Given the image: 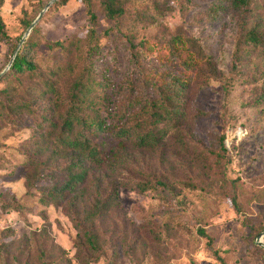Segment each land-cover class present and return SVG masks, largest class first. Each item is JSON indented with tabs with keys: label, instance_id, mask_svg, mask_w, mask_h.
<instances>
[{
	"label": "rangeland",
	"instance_id": "rangeland-1",
	"mask_svg": "<svg viewBox=\"0 0 264 264\" xmlns=\"http://www.w3.org/2000/svg\"><path fill=\"white\" fill-rule=\"evenodd\" d=\"M49 1L4 0L0 16L11 38L20 40L27 29L22 20L31 23ZM56 1L19 48L31 39L37 72L10 74L6 69L0 77V89L11 92L0 94V264H221L202 230L226 264H264V99L258 100L264 90V58L260 48L245 45L240 76L232 71L240 23L245 17L248 26L263 29L264 0H250L249 10L232 5V0H121L123 13L115 18L105 15L101 0H89L94 22L84 1L68 0L61 6ZM178 34L195 37L217 68L214 77L203 70L188 74L192 89L200 88L193 92L190 106L205 114L192 124L191 144L183 152L187 160L172 159L161 166L146 155L134 160L132 169L120 170L118 179L160 177L167 187L145 192L119 187L116 208L96 224L99 253L91 254L80 242L76 225L82 215L71 214L66 202H47L44 191L52 179L41 181L45 164L37 165L32 159L38 149L51 145L44 142L49 127L43 125L40 132V117L23 114V108L45 112L52 103L45 92L49 83L67 95L71 82L95 64L90 50L104 56L101 64L91 67L92 75L103 79L108 73L119 83L131 68L127 38L144 43L138 57L148 76L176 75L180 64L169 56L166 45ZM19 40L15 46L0 40V73ZM57 40L64 47L50 45ZM13 104L22 107L15 111L20 116H10Z\"/></svg>",
	"mask_w": 264,
	"mask_h": 264
},
{
	"label": "trees",
	"instance_id": "trees-1",
	"mask_svg": "<svg viewBox=\"0 0 264 264\" xmlns=\"http://www.w3.org/2000/svg\"><path fill=\"white\" fill-rule=\"evenodd\" d=\"M67 1L57 0L55 5L61 6ZM82 1L88 7L90 21L94 22L96 16L89 8V0ZM3 2L4 0H0V7ZM101 3L109 18L123 13L121 0H101ZM231 3L244 10H249L250 7V0H232ZM22 23L25 29L30 25L27 19H23ZM19 38H11L0 16V40L15 46ZM126 43L130 49L127 61L131 68L119 83L112 81L108 73L103 79L92 75L91 67L101 64L104 56L90 50L89 56L94 58L95 64L71 82L67 87V95L62 96L57 86L49 83L45 92L50 93L52 103L45 112H37L32 106L23 108L22 112L36 119L40 117L37 123L40 132L43 125L49 127L44 142L51 145L38 149L32 162L37 165L45 164L41 181L48 182L47 178L52 179L44 191L47 202H66L71 214L82 215L76 225L82 234L80 242L84 243L91 254L99 253L100 233L96 224L107 220L113 208H116L119 187L139 192L156 186L167 187L160 177L152 180L125 177L118 179L117 173L122 169H132L133 161L146 155L154 157L161 166L172 159L175 163L187 160L183 152L191 144L192 124L205 114L190 106L193 92L200 88L192 89L188 74H198L199 70H203L210 77L217 75L216 65L205 55L193 36L178 34L167 41L169 56L179 61L181 72L159 79L148 76L140 63L138 54L144 43L135 44L129 38ZM32 45L33 42L29 39L18 50L8 68L10 74L37 72V65L31 58ZM50 45L62 48L64 42L57 40ZM245 45L260 48L264 58V28L260 29L256 24L248 26L244 17L232 56V71L238 76V66L246 51ZM14 50L15 48L12 52ZM0 94L10 96L11 92L8 88H2ZM261 99H264V90L258 98L259 101ZM12 109L14 112L10 116L21 115L15 112L20 111L21 106L13 104ZM221 147L225 149L224 140ZM57 161L59 164L56 167H50L51 163ZM232 204L237 210L235 195L232 197ZM112 232L116 233L115 230ZM201 233L207 238L208 248L221 264H226L213 248L212 238L203 230ZM130 252L131 248L128 246L126 254L129 256Z\"/></svg>",
	"mask_w": 264,
	"mask_h": 264
},
{
	"label": "water",
	"instance_id": "water-1",
	"mask_svg": "<svg viewBox=\"0 0 264 264\" xmlns=\"http://www.w3.org/2000/svg\"><path fill=\"white\" fill-rule=\"evenodd\" d=\"M55 0H50L46 5L45 7L43 8V10L38 14V16L30 23V25L28 26V28L26 29L24 35L21 37V39L19 40V43L17 44L14 52H13V55L11 56L10 58V61H9V64L8 66L0 73V77L2 76V74L6 71V69H8L11 65H12V62L16 56V54L18 53V50L21 46V44L24 42V38H25V35H28L31 30L35 27V25L37 24V22L40 20V18L43 16V13L49 8V6L54 2Z\"/></svg>",
	"mask_w": 264,
	"mask_h": 264
}]
</instances>
